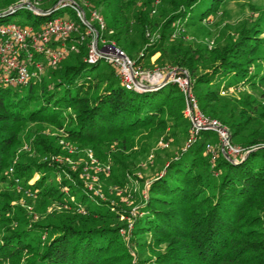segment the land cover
<instances>
[{
    "label": "trees",
    "instance_id": "obj_1",
    "mask_svg": "<svg viewBox=\"0 0 264 264\" xmlns=\"http://www.w3.org/2000/svg\"><path fill=\"white\" fill-rule=\"evenodd\" d=\"M60 1L0 0V27L39 30L63 9L56 8ZM73 1L99 38L115 42L135 68L148 71L145 66L151 68L160 53L159 66L170 65L182 76L187 72L201 111L221 122L240 152L228 159L222 147H213L220 135L205 131L166 159L153 153L159 172L134 215L112 209L91 192L82 178L83 163L43 162L45 156H69L67 144L90 150L101 164L111 165V174L101 171L99 182L125 188L140 156L150 153L148 142L131 153L138 139L163 137L169 143L192 132L177 84L129 90L114 64L89 62L92 38L72 11L74 18L66 15L87 38L77 51L27 86L0 83V185L16 186L19 180L25 191L18 193L41 213L38 222L27 214L15 216L10 203L21 196L0 192V264H264V7L255 5V16L232 30H217L233 0H161L157 8L156 0ZM92 12L103 17L104 30L92 22ZM193 31L206 33L215 48L187 38ZM28 126L56 135L39 134L35 156L23 153L16 161ZM11 166L14 180L7 176ZM35 173L41 177L31 184Z\"/></svg>",
    "mask_w": 264,
    "mask_h": 264
},
{
    "label": "built area",
    "instance_id": "obj_2",
    "mask_svg": "<svg viewBox=\"0 0 264 264\" xmlns=\"http://www.w3.org/2000/svg\"><path fill=\"white\" fill-rule=\"evenodd\" d=\"M26 4L30 9L33 8L31 3ZM56 8H70L75 12L76 18L86 29V35L92 38L89 62L93 64L99 59H105L114 64L119 68L123 83L129 90H137V82L141 85L149 83L145 78L146 72L135 68L134 62L119 48L109 46L108 50L107 47L102 51L98 50L96 40L99 38V33L87 20L86 12L79 3L73 0H61ZM33 11L37 12V10ZM91 18L92 22L99 25L102 30L105 29V21L98 12H92ZM77 24L74 19L65 15L61 18H53L39 30L17 24L0 27V83L8 86H27L32 80L41 78L48 66L57 67L71 51H77L78 43L82 44L87 39ZM75 36L80 39L74 40ZM37 56L42 57V61L37 62ZM185 74L186 76H182L179 70L172 69L169 83L177 84L185 97L184 114L192 124L191 141L202 132L214 131L220 135L223 147L239 154L240 151L230 145L229 133L222 124L207 117L201 111L198 98L193 93L191 80L187 72ZM208 149L210 150L211 146H208ZM93 155L92 152L89 153L91 161H95Z\"/></svg>",
    "mask_w": 264,
    "mask_h": 264
},
{
    "label": "rangeland",
    "instance_id": "obj_3",
    "mask_svg": "<svg viewBox=\"0 0 264 264\" xmlns=\"http://www.w3.org/2000/svg\"><path fill=\"white\" fill-rule=\"evenodd\" d=\"M161 4V0H156L155 6L156 8ZM261 6L264 7V0H233L229 3L228 6V12L229 16L227 19L224 21V24L220 22V27L217 30H232L235 26H239L240 23L253 18L255 16L252 12V8L255 6ZM66 14L71 15L74 18V14L72 13V10L70 8H65L61 9L58 12L54 14L53 18H61L64 17ZM9 19H13L12 17H9ZM26 21V18H24ZM212 19H210L209 23H212ZM218 26V25H217ZM216 26V27H217ZM155 36L153 39L155 40L158 38V33L154 34ZM187 38H190L191 41H195V39H198L199 42H204L209 46V50H213L216 46V41L211 39V37H207L206 33H197L193 31L191 35H188ZM110 40L108 39H100L96 40V45L98 50H104L107 47V50L109 46L112 47H117V44L115 42H109ZM153 41V40H152ZM99 45H102L104 47L100 48ZM121 50V48H119ZM76 52V51H71ZM141 55L143 52H140ZM162 57L160 53L156 54L154 57L151 59V65H153L151 68H148V66H145V69L148 70L146 71L145 78L148 80L149 83L148 85L155 86L159 88L163 86L167 81H169V74L171 70L173 69L172 66L170 65H162L159 66L157 64L158 60ZM48 72V68H46L45 74L46 75ZM145 72V71H144ZM188 75V73H187ZM145 80V81H147ZM166 86V85H165ZM231 93H234L233 90H231ZM219 121V120H218ZM221 123V122H220ZM43 133L42 135L47 134L48 135H56V132H53L50 128H37L36 126H28L25 127V129L21 132V143L20 147L16 151V161H19L20 156L23 153L30 154L31 157H34L35 154H31V151L33 146H36L35 144L37 143V140L39 138V134ZM145 136H142V140H137L138 146L134 147L131 150V153H140L142 150V144L141 143H149V149L150 153L147 155V157L140 156V161L138 163L137 170L132 174H129L128 180H130L129 183H127L125 188H118L115 187L113 184H110L108 187H104L103 183L99 182V174L101 171L106 170L108 174H111V165L107 164H101L96 158L94 157L95 161H91L89 158V153L91 152L90 150H79L78 147L76 146H69V144L65 145L68 147L66 148L67 152L69 153V156L66 157H60V156H55V155H50V156H45L43 158V162H55L59 163H69L70 166L76 167L78 163H83L85 166V169L83 171L82 178L86 180L87 185H89V189L91 192H94L95 194H99V196L102 198L104 201H109L111 204L114 206H111L112 209L116 208H122L123 210H131V214L134 215V213L137 211L139 207L143 205L144 200L146 201L148 199L147 195V190L149 186V180L155 176L157 172H159V162H157L156 157L154 159L153 153H159L161 158H168L166 155L167 153L169 154H176L178 148H187L189 147L192 139V132L190 133L189 138H187L182 132L172 138L170 142H164L163 137H157L153 139L152 141L148 140V138L143 139ZM187 138V139H186ZM62 140V139H61ZM61 144H64V141H61ZM170 144V146L168 145ZM176 144V146L174 145ZM223 142L220 140L219 142L215 143L213 147L217 150V148L223 146ZM231 145V143H230ZM159 147L163 148V151L160 150ZM225 153L229 155H237V153L228 150L227 147H225ZM141 155V154H140ZM139 156V155H137ZM49 157V158H48ZM14 166H11L9 168V171L7 173V176L10 180H14ZM41 177L40 173H35L34 175V180L32 181L31 184H34L37 180H39ZM60 180V177L58 178ZM24 188L20 185L19 180L16 181V186L11 183H6V184H1L0 185V192L3 193H8V192H24ZM65 192L66 189H65ZM17 194L19 199H14L11 203L10 206L12 210L15 212V216H19V214H27L31 218L33 222H38L39 219L41 218V213L36 212L35 209L30 206L29 204L26 203L25 197H23L21 194ZM111 197H116L119 198L118 200L114 202L113 200L110 201ZM19 208L21 210H19ZM58 208V207H54ZM23 210V211H22ZM51 213H53V207L49 209ZM121 220L125 222H130L128 219L127 215H121ZM132 228V226H130Z\"/></svg>",
    "mask_w": 264,
    "mask_h": 264
},
{
    "label": "water",
    "instance_id": "obj_4",
    "mask_svg": "<svg viewBox=\"0 0 264 264\" xmlns=\"http://www.w3.org/2000/svg\"><path fill=\"white\" fill-rule=\"evenodd\" d=\"M24 5V4H23ZM23 5L21 4V5H19L18 7H15L14 8V10L15 9H19V8H23ZM32 9L33 10H37V12H41V10L40 9H38L37 7H35V6H33L32 5ZM10 12V10H8L7 12H5L6 14L7 13H9ZM169 80V79H168ZM169 83V81H167L165 84H164V86L165 85H167ZM137 87H138V89L137 90H139V91H154V90H158L159 89V86L158 87H155V86H151V85H141V84H139L138 82H137ZM161 87H163V86H161ZM160 87V88H161ZM225 152V151H224ZM249 154H250V152H246L245 153V155H244V158H243V160L245 161V159L249 156ZM225 155H226V157L228 158V159H230V160H232L231 158H230V156H228L226 153H225Z\"/></svg>",
    "mask_w": 264,
    "mask_h": 264
},
{
    "label": "bare ground",
    "instance_id": "obj_5",
    "mask_svg": "<svg viewBox=\"0 0 264 264\" xmlns=\"http://www.w3.org/2000/svg\"><path fill=\"white\" fill-rule=\"evenodd\" d=\"M52 11H53V10H52ZM40 13H41V12H40ZM225 150H226V148L224 147V148H223V151H225Z\"/></svg>",
    "mask_w": 264,
    "mask_h": 264
}]
</instances>
